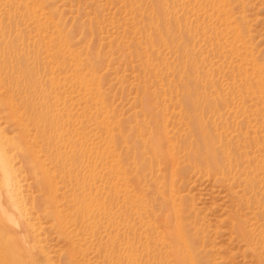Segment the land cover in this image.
Here are the masks:
<instances>
[{
  "label": "rangeland",
  "instance_id": "374dc122",
  "mask_svg": "<svg viewBox=\"0 0 264 264\" xmlns=\"http://www.w3.org/2000/svg\"><path fill=\"white\" fill-rule=\"evenodd\" d=\"M0 155V264H264V0H0Z\"/></svg>",
  "mask_w": 264,
  "mask_h": 264
},
{
  "label": "bare ground",
  "instance_id": "6f19581e",
  "mask_svg": "<svg viewBox=\"0 0 264 264\" xmlns=\"http://www.w3.org/2000/svg\"><path fill=\"white\" fill-rule=\"evenodd\" d=\"M4 164H5L4 161L0 157V173L2 175V176H0V184H1V188L3 189L2 191H4V193L9 195L10 186H11L10 185V177L8 175V172H7ZM8 198H10V197H8ZM1 208L2 207L0 206V214L4 217V219L9 221V223L13 222L14 219H12V218L14 216L11 218V216L8 215V212L6 213ZM4 209H5V207H4ZM15 231H16V224L14 223V227L11 228L9 232L15 233ZM181 231H182L181 227H180V225H178L177 231L173 235L175 240L178 241L177 243H179L177 246V249H176V253H175L177 264H193L192 260H191V256H190L191 253H190L189 246H188L187 242L185 241V239L183 238ZM6 234H8V233H6ZM2 238H4V235H0V239H2ZM14 261H15V264H21L22 263L21 262L22 260L19 258H15Z\"/></svg>",
  "mask_w": 264,
  "mask_h": 264
}]
</instances>
